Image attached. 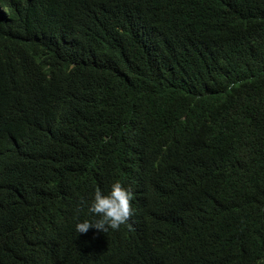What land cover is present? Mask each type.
Wrapping results in <instances>:
<instances>
[{"label":"trees","instance_id":"trees-1","mask_svg":"<svg viewBox=\"0 0 264 264\" xmlns=\"http://www.w3.org/2000/svg\"><path fill=\"white\" fill-rule=\"evenodd\" d=\"M0 264H264V0H0Z\"/></svg>","mask_w":264,"mask_h":264},{"label":"clouds","instance_id":"clouds-1","mask_svg":"<svg viewBox=\"0 0 264 264\" xmlns=\"http://www.w3.org/2000/svg\"><path fill=\"white\" fill-rule=\"evenodd\" d=\"M132 192L134 191L127 190L118 181L111 185L107 194L97 189L88 206V213L95 219L78 222L75 225V232L77 234H84L92 228L103 233L107 232L108 235L110 229L118 230L133 215L130 205L133 199Z\"/></svg>","mask_w":264,"mask_h":264}]
</instances>
